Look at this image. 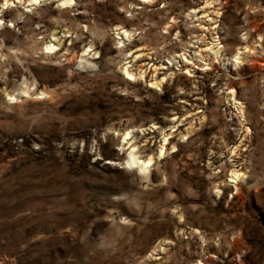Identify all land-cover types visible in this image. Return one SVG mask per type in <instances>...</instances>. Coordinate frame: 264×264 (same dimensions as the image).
I'll list each match as a JSON object with an SVG mask.
<instances>
[{
    "label": "rangeland",
    "instance_id": "obj_1",
    "mask_svg": "<svg viewBox=\"0 0 264 264\" xmlns=\"http://www.w3.org/2000/svg\"><path fill=\"white\" fill-rule=\"evenodd\" d=\"M4 1L0 264H264V0Z\"/></svg>",
    "mask_w": 264,
    "mask_h": 264
},
{
    "label": "bare ground",
    "instance_id": "obj_2",
    "mask_svg": "<svg viewBox=\"0 0 264 264\" xmlns=\"http://www.w3.org/2000/svg\"><path fill=\"white\" fill-rule=\"evenodd\" d=\"M31 3H35V2H37L38 0H29ZM63 2V5H66V6H69V5H71L72 4V2H73V0H63L62 1ZM8 3H7V0H5L3 3H2V5L3 6H6ZM130 33L131 32H126V30L124 29V30H122V32H121V34L122 35H124L125 37H130ZM55 43V42H54ZM58 44V43H57ZM46 50L47 51H52V50H54L55 49V45L54 44H48V45H46ZM55 50H57V49H55ZM127 67H124V73L126 74V77L128 78V79H135L136 78V76L133 74V73H130L129 71H127V69H126ZM129 70V69H128ZM164 80V77H162L161 79H159V80H154V82H152L151 84H153V85H158L161 81H163ZM26 92V91H25ZM129 134H131L130 133V131L129 130H127V131H125L124 132V136H123V140H125L128 136H129ZM165 140V139H164ZM163 148V147H162ZM131 149V148H130ZM137 151V150H136ZM136 151L133 149V146H132V149L128 152V156H127V159H126V165L128 166V167H130V166H132V167H139L141 170H145L146 168H147V166L150 164V162H151V156L150 157H148V158H146V159H139L138 158V156H136L137 154H135L136 153ZM162 152H163V150H161L160 151V154H162ZM149 167V166H148ZM231 176H232V180H237V179H242L243 178V174L242 173H239V172H233L232 174H231Z\"/></svg>",
    "mask_w": 264,
    "mask_h": 264
}]
</instances>
